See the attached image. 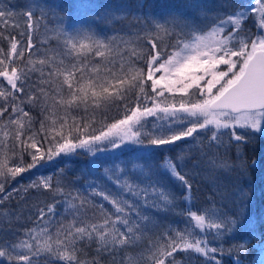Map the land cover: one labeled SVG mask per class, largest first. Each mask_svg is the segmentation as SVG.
<instances>
[{"label": "trees", "instance_id": "trees-1", "mask_svg": "<svg viewBox=\"0 0 264 264\" xmlns=\"http://www.w3.org/2000/svg\"><path fill=\"white\" fill-rule=\"evenodd\" d=\"M251 0H0V9L6 11V16L0 18V49L6 54L10 50V39L15 37L18 41V50L24 49V56L14 58L13 66L24 68L29 58L38 61L41 58H52L54 64L71 66L77 65L82 72H76L77 80L83 75L84 80L106 75L105 69L118 72L121 64L127 71L129 62L136 67L144 69L147 74L146 60L137 59L132 55L138 53L155 54L163 49L165 53H171L178 48V40L187 42L191 34H202L208 31L217 22V16L221 18L232 14L237 10L245 9ZM37 5L42 7H37ZM31 9L35 15L33 19L41 16L38 25L34 26L31 33L34 45L31 52L27 50L29 29L27 28L26 12ZM203 10V12H201ZM56 15L53 16V12ZM257 13H250L242 23L241 35H252L257 31L256 23H253ZM177 17L180 25L185 23L190 28L168 27V32L159 31L147 20L170 19ZM191 18L188 20L186 18ZM61 19L63 23H61ZM192 21H195L193 24ZM250 26V31L247 28ZM67 27V31L65 28ZM259 28V24H258ZM260 29V28H259ZM227 32L225 33V35ZM87 36L104 41L109 45L105 50V57H97L92 52H76L67 43L72 38L77 47L81 42L90 43ZM149 40L157 44L153 50ZM235 59V58H234ZM39 67V65H37ZM96 68L97 72L92 69ZM225 68L220 66L219 70ZM45 74L49 66L44 68ZM38 73L31 74L30 84H38ZM210 77H206L208 79ZM57 78L56 82L62 81ZM203 81L201 84L203 85ZM151 82L145 85L146 92L151 96ZM0 85L4 89H10L6 81L0 77ZM36 90L29 86L25 93L17 94L16 103L28 111L33 119V131H38L40 121L44 120L39 107H33L27 102V96ZM51 93L48 99L49 105L53 104ZM63 96L68 98V89L65 85ZM165 96H168L165 93ZM23 100L24 103H20ZM176 102L180 100L177 94ZM0 99V104H3ZM137 103L135 93L129 94L124 100L102 105L100 108L89 107L87 113L83 107L72 108L71 114L81 120H91L95 116L93 127L99 130L101 127L122 119L129 109ZM140 103L150 101L141 100ZM127 106V107H126ZM65 109L56 105L55 115L61 116ZM52 115V113H48ZM15 118L9 106L8 111L0 116V158L6 155L9 166L20 164L22 156L23 166L31 163L28 151H23L15 140V126L9 124V117ZM155 118L149 117L147 128L153 129ZM49 121H46V124ZM157 127L163 124L165 127L177 128L179 125L170 122H155ZM187 123V122H185ZM9 131V137H4L3 132ZM214 131V129H213ZM224 132L219 140L218 149L213 148L212 153L217 157V164L227 161L229 164L238 163L239 153L247 163V174L237 171L225 173L223 169H213L203 162L200 167L194 168L193 161L201 155L200 150L207 151L210 143L211 132L198 130L193 138L179 141L174 145L160 148L127 145L121 149H112L110 146L100 145L104 151L91 153L85 149H77L74 153L62 155L52 161H41L40 164L30 170L24 171L12 178H0L4 184V191L0 192V251L6 252L0 257V264H18L15 259H9V255L16 256L20 253H28L27 249L15 248L13 245L22 241L33 245V251L37 246H42L45 241L56 248V240L64 239L70 225L75 227L102 224L105 219L116 220L117 216L130 218V223L139 224L141 229L137 232L140 237L134 245L118 246L111 250L97 251L99 247L95 240L82 241L78 244L77 256L87 264H154L152 257L153 244L158 240H164L165 234L175 236V231L190 234V239L204 240L209 248L217 247V259L223 264H262L264 260V135L252 130L237 128L235 131L241 135L251 136L249 142L236 146L237 142L229 136V130ZM30 133H25V136ZM25 137H21L24 139ZM40 137H38L39 139ZM7 147H4V145ZM47 145L45 144V147ZM136 148V151H131ZM227 149V151H226ZM34 151V150H29ZM15 154V155H14ZM185 155L184 161H177L181 155ZM166 157L183 164V173L192 183V191L185 192L181 183L172 178L162 167ZM255 161V167L252 163ZM108 169V171H105ZM179 170V169H178ZM41 175L50 178L52 187L45 189L32 187L40 184L38 178ZM119 176L117 181L116 176ZM127 181L136 186L135 191L139 195H133L121 187V183ZM156 186V191L153 190ZM165 186L174 194L173 205H165L157 195ZM57 188L62 191H56ZM147 189V195L141 191ZM243 189L248 193L244 197L245 203L240 204L239 194ZM103 193V195H100ZM104 195L127 201V205L135 206L132 211L125 206L123 214L117 213L110 200H105ZM6 197V198H5ZM69 202L75 204V208L69 207ZM159 207H154L153 203ZM49 206L52 211L49 212ZM40 210L44 215L41 217ZM190 212L204 215L208 219H217L221 214L237 213L240 219L235 226H226L217 232L215 229H199L191 218ZM139 213V215H138ZM143 217H147L145 220ZM229 219L232 216L229 215ZM116 227L121 232H126V227L120 222ZM231 227V230H229ZM44 231H41V230ZM31 233V235H29ZM181 264H215L209 257L197 254L192 250L177 251L173 254ZM35 264H63L50 254L42 253L32 256ZM172 258H165V264H169ZM22 264V262H19Z\"/></svg>", "mask_w": 264, "mask_h": 264}, {"label": "snow or ice", "instance_id": "snow-or-ice-1", "mask_svg": "<svg viewBox=\"0 0 264 264\" xmlns=\"http://www.w3.org/2000/svg\"><path fill=\"white\" fill-rule=\"evenodd\" d=\"M37 7H42L37 5ZM203 12V10H201ZM250 13L258 14L259 28L264 30V0H252L245 9L237 10L226 17L217 16V22L202 34H191V39L187 42L178 40L177 50L171 53H165L163 49L156 51L155 54H141L133 51L132 55L138 60L148 55L146 60L147 74L144 69L136 67L135 63L129 62L127 71H124V65L121 64L118 72L106 68V75L84 80L83 75L77 80L76 72L82 68L77 65L54 64L52 58H41L34 61L31 58L27 61L24 68L13 66L14 58L20 59L24 56V49L18 50V41L15 37L10 39V50L4 53L0 49V77H2L10 89H4L0 85V99L4 103L0 104V116H3L11 107L15 118L9 117V124L15 126V140L23 151H28L31 157V163L23 166L22 156L20 164L9 166L6 155L0 158V178L14 179L20 173L37 167L41 161H52L56 157L74 153L77 149H85L88 152L96 153L104 151L105 148L100 145L110 146L112 149H121L127 145L140 146L141 148L174 145L179 141H185L193 138L198 130H207L211 132L210 143L207 145V151L201 149V155L193 161V167H200L203 162L210 165L213 169L220 168L228 173L237 171L243 175L247 174V163L238 153V163L229 164L222 161L217 164V157L212 153V149H218L219 144L214 143L224 134L221 130H229L231 139L237 142L236 146L249 142L251 136L241 135L235 130L237 128L252 130L255 133L264 135V35H257L252 38L249 35H241L244 31L242 23L248 18ZM6 11L0 9V18L6 16ZM53 16L56 15L54 11ZM35 13L29 9L26 12L29 29L27 50L31 52L34 45L31 39V33L34 26L38 25L41 16L33 19ZM191 20V18H186ZM63 23V20L60 21ZM146 23L151 24L159 31L168 32V27L190 28L188 23L183 26L177 17L170 19H157L152 17ZM194 24L195 21H192ZM67 31V27L65 28ZM195 32V29H191ZM227 34L225 35V33ZM90 43L79 44L69 38L67 43L71 45L72 50L80 52H92L97 57H105V50L109 45L102 40L93 39L87 36ZM151 48L155 50L157 44L149 40ZM235 58V59H234ZM39 65V67H37ZM220 65H226L227 70H219ZM49 66L47 75L44 68ZM97 72L96 68L92 69ZM38 73V84H30L31 74ZM157 73H161L156 76ZM63 77L62 81L56 82L57 78ZM206 77H210L206 79ZM150 81L151 93L149 95L145 90V85ZM204 82L203 85L201 82ZM67 86L68 98L63 96V88ZM31 86L36 91L27 96V102L33 107H39L44 120L40 121L38 131H33V119L28 111L20 107L16 101L17 94L25 93ZM53 104L49 105L48 99L51 93ZM135 93L137 103L124 115L122 119L107 124L96 130L93 125L95 116L91 120H81L71 114L72 108L83 107L85 112L89 107L100 108L102 105L115 103L117 100H124L129 94ZM165 93L168 96H165ZM180 96L177 103L176 95ZM150 101L151 106L140 101ZM20 103H24L20 100ZM59 104L65 109L64 113L56 117V105ZM127 107V106H126ZM52 113V115H48ZM153 117V129L147 128L148 118ZM46 121L49 123L46 124ZM156 121L170 122V124L179 125L177 128L165 127L161 124L159 127ZM187 122V123H185ZM214 129V131H213ZM30 133L25 136V133ZM9 131L3 132L4 137H9ZM21 137H25L21 139ZM38 137H40L38 139ZM45 144L47 145L45 147ZM4 147H7L5 144ZM34 150V151H29ZM131 151L135 152L136 148ZM227 151V149H226ZM15 155V154H14ZM185 155L177 158V161H184ZM173 161L166 157L162 162L163 169L175 180L179 181L185 192L192 191V183L187 178V173L182 174L183 164ZM255 167V161L252 163ZM179 169V170H178ZM108 171V169H105ZM119 181V176H116ZM32 187H43L50 189L52 187L50 178L41 180L40 184H33ZM121 187L138 196L134 185L123 181ZM156 191V186L153 185ZM4 191V184L0 182V192ZM60 192L62 189L57 188ZM147 195V189H142ZM103 195V193H100ZM157 195L165 205H173L174 194L161 186ZM248 193L240 190L239 199L243 206L244 197ZM6 198V197H5ZM105 200H110L108 195H104ZM110 203L115 207L117 213L123 214L125 206L135 211V206L127 205V201L112 198ZM154 207H159L153 203ZM70 208L76 205L69 202ZM48 211H52L49 206ZM41 217L44 215L40 210ZM139 215V213H138ZM229 215L232 219H229ZM191 218L199 229L209 228L219 232L226 226L237 225L240 216L237 213L221 214L217 219H208L204 215H198L196 212H190ZM147 220V217H143ZM120 222L126 227V232H121L116 223ZM110 219H105L102 224H91L90 226L75 227L69 226L64 239L56 240V248L45 241L42 246H37L33 251V245L22 241L13 245L15 248L27 249L28 253H20L16 256L9 255V259H15L18 264H35L32 256H39L47 253L54 260L62 261L63 264H87L78 258V244L82 241L91 242L95 240L97 251L111 250L118 246L134 245L140 238L137 232L141 226L130 223V218L120 215L116 220L111 221V227H108ZM231 230V227H229ZM41 231H44L43 229ZM175 236L165 234L164 240H158L153 244L155 251L152 253L154 264H165V258H172L169 264H181L173 254L177 251L192 250L197 254L209 257L215 264H223L221 259H217V247L209 248L204 240L190 239V234L175 231ZM31 235V233H29ZM6 252L0 251V257H4ZM97 264V262H93Z\"/></svg>", "mask_w": 264, "mask_h": 264}, {"label": "rangeland", "instance_id": "rangeland-1", "mask_svg": "<svg viewBox=\"0 0 264 264\" xmlns=\"http://www.w3.org/2000/svg\"><path fill=\"white\" fill-rule=\"evenodd\" d=\"M250 4H252V0L248 3V5H247V7L250 5ZM258 14L256 15V17H254V21H253V23H256V27H257V31L252 35V38H255L257 35H264V30H262V29H259L258 28V24H259V21H258ZM250 26L247 28V30H249L250 31ZM221 67L222 66H224V65H220ZM219 66V67H220ZM222 70H227V66L225 65V68L223 69L222 68ZM161 73H157L156 74V76H159ZM38 178V182H40L41 180H43V179H45L46 178V176H44V175H41L40 177H37ZM262 264H264V260H263V262H262Z\"/></svg>", "mask_w": 264, "mask_h": 264}]
</instances>
